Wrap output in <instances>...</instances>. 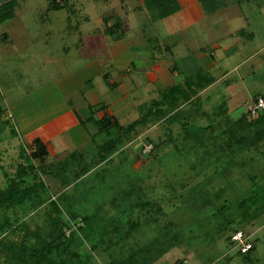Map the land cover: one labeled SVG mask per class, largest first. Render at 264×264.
<instances>
[{
	"label": "rangeland",
	"instance_id": "obj_1",
	"mask_svg": "<svg viewBox=\"0 0 264 264\" xmlns=\"http://www.w3.org/2000/svg\"><path fill=\"white\" fill-rule=\"evenodd\" d=\"M40 3L25 1L28 10L20 20L25 26L21 33L32 45L29 53L37 58L46 46L41 39L47 37L40 23L46 9ZM21 58L14 67L26 72ZM43 62L49 61L45 57ZM55 65L23 77L14 68L9 82L3 81L0 66V89L13 86L5 91L11 99L8 94L22 93L57 72ZM240 67L232 68L213 97H195L187 106L181 95L167 92L161 104L142 107L135 128L129 123L102 129L97 152L90 148L59 162L48 156L54 162L43 170V158L32 147L22 148L20 155L16 151L10 173L20 169L14 177L43 186L24 204L0 208V218L11 222L0 225V264H29L37 237L55 244L64 240L62 231L68 247L58 253L52 245L54 264H115L113 259L129 256L131 264H264V205L252 207L248 215L238 206L255 187L264 189V110L262 124L244 123L250 106L264 97V65L255 60ZM228 121L233 139L227 134L215 139L214 128L225 133ZM199 125L197 136L187 134L186 129ZM5 129L10 134L3 136L13 137L14 129ZM61 164L65 170L51 174ZM236 229L256 244L247 255L232 243ZM10 244L22 249L12 253Z\"/></svg>",
	"mask_w": 264,
	"mask_h": 264
},
{
	"label": "crops",
	"instance_id": "obj_2",
	"mask_svg": "<svg viewBox=\"0 0 264 264\" xmlns=\"http://www.w3.org/2000/svg\"><path fill=\"white\" fill-rule=\"evenodd\" d=\"M20 1L15 16L0 22L3 81L9 82L20 57L30 73L50 63L57 72L22 93L8 94L11 99L5 91L13 86H1L0 191L22 172L7 168L22 148L45 150L40 164L45 168L54 162L48 156L59 162L90 148L97 152L102 126L134 122L145 104H161L167 92L206 99L219 94V83L236 67L255 60L264 65V0H177L180 9L161 19L152 18L144 0H56L58 8L41 0L47 37L41 39L46 46L39 48V58L29 53L32 45L21 33V14L28 8L27 0ZM21 71L18 77L28 74ZM5 126L14 129L13 137L3 136L10 134Z\"/></svg>",
	"mask_w": 264,
	"mask_h": 264
},
{
	"label": "trees",
	"instance_id": "obj_3",
	"mask_svg": "<svg viewBox=\"0 0 264 264\" xmlns=\"http://www.w3.org/2000/svg\"><path fill=\"white\" fill-rule=\"evenodd\" d=\"M147 8L149 9L152 18L153 19H161V18H165L167 16H170L172 14H174L175 12H177L180 9L179 3L177 0H144ZM61 4H58L56 2V0H51L50 2V6L51 8H58L60 7ZM18 6V2L16 0H10L8 2H5L4 4L0 5V22H5L11 18H13L15 16L16 13V8ZM202 87V84L200 86V88ZM199 88V89H200ZM175 91L180 92V87L176 86ZM173 89V90H174ZM197 91V90H196ZM170 93V92H169ZM173 93V92H172ZM184 97L182 96L184 101H189L191 100V95H185V93L183 94ZM193 100V99H192ZM191 100V101H192ZM190 101V102H191ZM177 103V102H175ZM264 110V109H263ZM247 117H249L250 119H248V121H245L244 123L247 124H256V123H261V121L263 120V117L260 115V112L252 115L251 112L247 111ZM0 119H1V112H0ZM104 122H108L109 117H106L103 119ZM194 122L196 121L195 119H192ZM139 119L135 120L134 122H132V124L129 125L130 129L135 128L138 124H139ZM198 122V121H196ZM110 122H108L106 125H109ZM262 124V123H261ZM183 127H186V124H182ZM245 125H242V127H244ZM110 127V126H109ZM230 123L229 121L227 122V132L223 133L224 131L221 129V127H217L214 128L215 129V133L213 132V136L215 137V139L219 140V138L223 137V134H227L228 137H230L231 139H233V135H234V130H230ZM107 126L105 127H101L99 131H102V129H106ZM108 129V128H107ZM112 129V128H111ZM109 130V129H108ZM187 134H192V135H198L197 131H202V127L201 125L199 126H192L189 129H186ZM215 134V135H214ZM38 156H41L42 158H44L45 156H47V152L43 149L37 151L35 153ZM101 159H104V157H101ZM44 162V159H42ZM52 165V164H51ZM50 165V166H51ZM42 167V165L40 166ZM44 167V168H43ZM42 169H46L45 166H43ZM65 170V168H61V170H51V174L53 175H60L61 171ZM39 186H43L42 182L39 183H33L32 185H27V180L26 179H17L16 177L12 178V185L9 186V188L5 191H0V208H8L10 206H16V205H20V204H24L25 202H27V200L35 193L37 192V190L39 189ZM262 203L264 205V189L262 187H255L254 190L245 198H243L240 203H239V207L241 209H243V212L245 213V215H248L249 210L256 206L257 204ZM61 212H59L60 215ZM60 218V217H59ZM8 221V222H7ZM7 223H11L9 222L8 219L5 218H0V225H5L8 226ZM66 225H68L66 223ZM58 226H60V229L62 230L64 227V222L60 219V222L58 224ZM4 230V229H3ZM240 231L238 229L234 230V232L232 233V235L237 232ZM244 232V231H243ZM0 234H2L0 232ZM245 235L246 232H244ZM74 235H76V233H73V237ZM63 236L64 240H60L57 241V243L54 244L53 241H47L45 240L41 235L37 237V248H33L30 251V256L27 258V261L30 262L29 264H54V260L52 261V257L49 256L51 254V252L53 251L52 245L56 246L57 252L58 253H62V251H64V247L63 245H66V247H68V245L66 244L67 239L65 238L66 236L64 235V232H60L59 238ZM231 237V236H230ZM232 239V237H231ZM232 243L234 245H236V243L232 240ZM252 243V247L247 251V252H241L239 247L237 248V251L242 254V255H247L249 254L251 251L254 250V242L251 240ZM4 246V245H3ZM10 252L13 253V248L14 251H19L22 248L17 247L15 244L13 246H11L10 244ZM130 258H126L123 260H117V259H113L115 264H131V262H133V257L129 256ZM23 261V260H22ZM27 261H24L25 263Z\"/></svg>",
	"mask_w": 264,
	"mask_h": 264
},
{
	"label": "built area",
	"instance_id": "obj_4",
	"mask_svg": "<svg viewBox=\"0 0 264 264\" xmlns=\"http://www.w3.org/2000/svg\"><path fill=\"white\" fill-rule=\"evenodd\" d=\"M264 109V97H258L254 104L250 106V112L255 115ZM148 146H146L147 148ZM149 148V147H148ZM232 240L236 243V247H239L241 252H247L251 247L252 243L249 240V236L245 235L242 230L235 232L232 235Z\"/></svg>",
	"mask_w": 264,
	"mask_h": 264
}]
</instances>
